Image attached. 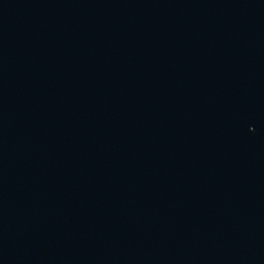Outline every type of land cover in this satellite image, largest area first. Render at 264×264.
Wrapping results in <instances>:
<instances>
[{"label":"water","instance_id":"water-1","mask_svg":"<svg viewBox=\"0 0 264 264\" xmlns=\"http://www.w3.org/2000/svg\"><path fill=\"white\" fill-rule=\"evenodd\" d=\"M0 264H264V0H0Z\"/></svg>","mask_w":264,"mask_h":264}]
</instances>
